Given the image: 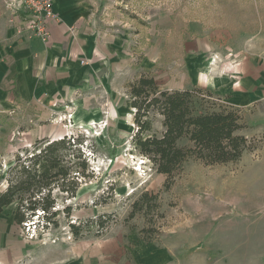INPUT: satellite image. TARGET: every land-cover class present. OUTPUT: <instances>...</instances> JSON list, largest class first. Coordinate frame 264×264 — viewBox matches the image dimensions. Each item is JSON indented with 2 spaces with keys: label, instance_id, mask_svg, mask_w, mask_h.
<instances>
[{
  "label": "rangeland",
  "instance_id": "rangeland-1",
  "mask_svg": "<svg viewBox=\"0 0 264 264\" xmlns=\"http://www.w3.org/2000/svg\"><path fill=\"white\" fill-rule=\"evenodd\" d=\"M74 3L82 52L58 69L41 63L44 42L24 27L23 8L0 0V191L16 157L39 141L79 136L87 155L83 175L73 177L75 195L52 192L56 226L41 230L36 220L40 232L29 239L10 219L17 203L2 211L0 264H264V99L241 108L212 91L213 109L241 117L249 149L227 164L189 159L165 190L166 177L131 154L137 127L126 89L145 70L167 90L238 84L245 62L264 64V0ZM14 49L23 65L8 75ZM163 130L155 117L153 133ZM62 154L64 166L77 161ZM145 192L158 194L157 207L131 217ZM70 224L80 226L77 237Z\"/></svg>",
  "mask_w": 264,
  "mask_h": 264
},
{
  "label": "trees",
  "instance_id": "trees-1",
  "mask_svg": "<svg viewBox=\"0 0 264 264\" xmlns=\"http://www.w3.org/2000/svg\"><path fill=\"white\" fill-rule=\"evenodd\" d=\"M126 89L137 127L131 154L144 158L151 169L166 177L165 190L172 185L182 163L189 159L200 160L205 165L227 164L239 160L249 149L246 137L239 134L245 128L241 117L233 110L213 109L215 103L211 100V91L198 87L162 89L147 70L127 83ZM155 117L161 118L164 129L159 136L152 131ZM82 139L64 136L58 140L39 141L34 152L26 151L25 159L17 156L16 165L8 170L12 178L7 188L0 191V213L16 202L14 221L22 229H25L23 224L33 222L38 231L36 220L43 221L41 230L47 229L50 222L56 226L57 222L52 218L57 212H51L54 207L51 195L55 189L69 197L75 195L77 182L73 177L83 175L86 168L81 159L86 153L79 151L85 145ZM182 140L187 144L181 146ZM77 144L78 148L75 147ZM64 151L73 153L72 157L77 161L69 160L64 166ZM157 200L158 194L143 193L133 202L130 216L140 212L148 215L150 203L156 208ZM64 211L68 215L70 208H64ZM102 224L99 219V225ZM70 228L75 237L80 234V226L70 224Z\"/></svg>",
  "mask_w": 264,
  "mask_h": 264
},
{
  "label": "crops",
  "instance_id": "crops-1",
  "mask_svg": "<svg viewBox=\"0 0 264 264\" xmlns=\"http://www.w3.org/2000/svg\"><path fill=\"white\" fill-rule=\"evenodd\" d=\"M74 1L75 0H57L52 2V10L57 15L58 20L49 22L50 36L43 44H40L42 46L44 45L43 48L40 49L41 63L44 62L45 64V62L51 60L52 64H56L58 69H62L64 66L67 67L70 55L73 57L76 55L75 52L78 54L82 52L80 47L81 34L75 31L76 25H73L76 21L79 23L82 21L80 16L82 12L75 6ZM36 40L40 41L37 38ZM17 50L19 49H14L13 53ZM24 52L27 54L29 50H25ZM21 56H23V54L18 52L14 58L8 61L9 71L5 74L10 75L11 72V75H14L19 71V68L23 65ZM5 68L6 67L0 63V78L4 75ZM242 70L245 76L239 79L238 84H234L235 81L230 84L225 82V80L215 79L211 82L209 89L211 92L216 91L219 95L224 96L233 106L247 108L264 99V64L259 60L255 63L249 60V62H245ZM25 79L26 77L22 80ZM1 83L2 81H0V86H2ZM10 219L14 222V213L11 215ZM4 255H6L9 260L12 257L17 258L16 255L10 256L8 252ZM19 255L20 253H18L17 256Z\"/></svg>",
  "mask_w": 264,
  "mask_h": 264
},
{
  "label": "built area",
  "instance_id": "built-area-1",
  "mask_svg": "<svg viewBox=\"0 0 264 264\" xmlns=\"http://www.w3.org/2000/svg\"><path fill=\"white\" fill-rule=\"evenodd\" d=\"M15 2L25 12L24 27L41 41L47 40L50 36L49 22L58 20L57 15L52 10V0H15ZM23 225L26 229L27 238L33 239L37 234L35 224L29 222Z\"/></svg>",
  "mask_w": 264,
  "mask_h": 264
},
{
  "label": "bare ground",
  "instance_id": "bare-ground-1",
  "mask_svg": "<svg viewBox=\"0 0 264 264\" xmlns=\"http://www.w3.org/2000/svg\"><path fill=\"white\" fill-rule=\"evenodd\" d=\"M206 74V73H205Z\"/></svg>",
  "mask_w": 264,
  "mask_h": 264
}]
</instances>
